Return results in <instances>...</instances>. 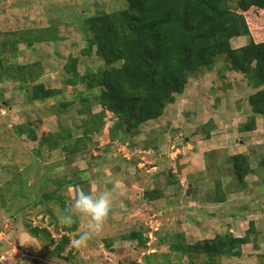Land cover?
<instances>
[{
  "label": "rangeland",
  "instance_id": "rangeland-1",
  "mask_svg": "<svg viewBox=\"0 0 264 264\" xmlns=\"http://www.w3.org/2000/svg\"><path fill=\"white\" fill-rule=\"evenodd\" d=\"M126 6V0H0V50L5 54L0 61L5 65L41 63L44 74L39 83L63 90L55 99L32 102L20 82L0 84V264H146V255L167 253V245L160 243L178 232L195 244L228 233L243 238L251 223L255 233L242 257L224 258L221 264H264V117H257L255 130L244 129L253 115L248 98L255 91L243 75L227 71L220 60L213 71L191 79L163 117L146 124L139 137L125 143L119 139L110 142L109 127L90 134L89 139L84 134L81 127L89 117L77 115L83 106L78 97L92 100L99 91L67 86L64 69L70 57L79 58L81 74L103 67L94 51L84 54L88 36L82 24L87 18ZM245 17L252 37L233 39V48L251 40L264 43V11L253 8ZM46 28H56L59 41L32 47L21 44L16 57L6 55L5 45L24 31L26 37L38 36ZM61 105H68L64 113ZM93 105V113L101 111ZM33 125L37 129L32 130ZM17 127H28L27 135L33 140L18 135ZM69 131L72 137L61 139L54 150L44 142L45 138L57 140L51 135L65 137ZM145 145L150 149L145 150ZM76 146L81 152L74 155ZM235 155L248 156L255 174L234 192L230 157ZM46 177H66L73 182L65 192L71 208L77 188L107 190L113 202L112 210L86 243L77 246V239L71 236L63 258L54 252L61 224L50 226V218L41 214L44 207L26 208L21 213L17 209L27 201L12 202L4 189V183H13L27 191V184L30 199H35L54 189L44 185ZM217 185L220 195L215 192ZM155 189L163 197L145 201V193ZM218 197L225 200L218 202ZM46 206L60 222L59 207ZM75 215L80 220L74 234L78 235L90 221L85 215ZM29 227L47 229L54 243L43 235L33 237ZM133 233L148 239L146 247L138 239L124 238ZM184 263L179 258L172 264Z\"/></svg>",
  "mask_w": 264,
  "mask_h": 264
},
{
  "label": "trees",
  "instance_id": "trees-1",
  "mask_svg": "<svg viewBox=\"0 0 264 264\" xmlns=\"http://www.w3.org/2000/svg\"><path fill=\"white\" fill-rule=\"evenodd\" d=\"M126 1L124 9L87 18L82 24L83 32L88 36L84 54L89 55L94 51L103 62V67L98 71L81 74L78 71L79 58L70 57L64 69L67 86H83L89 92L99 91L92 100L90 97H78L83 106L77 109V115L89 117L81 127L84 134H88V139L90 134L100 133L108 127L110 142L119 139L125 143L129 138L139 137L146 124L163 117L166 108L175 104L177 96L185 93L191 79L213 71L220 60L225 63L227 71L243 75L255 91L248 98L253 115L244 129H256L257 117H264V43L251 40L246 46L233 48L232 40L252 37L245 13L253 8L264 11V0ZM233 2H236L235 8L232 7ZM39 33L38 36L28 33L30 37H26L27 32L24 31L21 37L5 45L6 55L16 57L21 44L32 47L35 43L59 41L56 28L42 29ZM0 55H5L3 49ZM11 64L5 65L0 61V84L7 80L20 82L32 102H46L63 95L62 89L39 83L44 74L41 63ZM2 93L0 89V103L3 102ZM92 103L100 107L101 111L93 113ZM67 107L61 105L62 113ZM27 128L17 127L16 132L32 141L27 135ZM34 129L37 126L33 125ZM51 137L57 140L45 138L44 142L54 150L61 139H69L72 135L69 131L65 137ZM120 147L126 148V145ZM64 148L67 150V147ZM144 148L149 150L150 145ZM80 152L81 149L76 146L72 154ZM230 159L236 182L231 189L235 192L239 187L243 188L246 178L255 174V171L248 156L235 155ZM4 184L12 202L21 199L27 201L26 205L17 209L21 213L26 208L44 207L41 214L50 218V226L61 224L60 230H57L61 238L54 252L58 258H63L62 254L71 244V236L79 238L80 234H74L78 231L80 220L74 214L71 225L62 224L53 209L46 205L52 203L59 207V216L64 214L65 209H71L65 192L73 182L66 177H46L44 185L51 184L54 189L38 194L35 199H30L27 184V191L13 183ZM38 191H41V187ZM215 192L217 195L222 193L219 185ZM162 197L161 190L155 189L146 192L144 200L152 202ZM224 200L223 197L217 198L218 202ZM28 231L33 237L43 235L50 243H54L51 233L45 228L29 227ZM254 233V223H251V228L243 238L228 233L189 244L185 234L178 232L173 236L167 235L166 241L160 243L167 245V253L146 255L144 262L172 264L174 259L182 258L184 264H221L224 258H241L244 246L251 244ZM124 238L138 239L144 247L148 241L142 238L141 233H133Z\"/></svg>",
  "mask_w": 264,
  "mask_h": 264
},
{
  "label": "clouds",
  "instance_id": "clouds-1",
  "mask_svg": "<svg viewBox=\"0 0 264 264\" xmlns=\"http://www.w3.org/2000/svg\"><path fill=\"white\" fill-rule=\"evenodd\" d=\"M113 202L107 190L97 189L95 191H86L77 188L75 200L71 209H65L60 217V222L65 225H71L74 222V214L80 213L89 218L88 228L83 231L74 244L79 246L86 243L92 232L99 228L103 219L112 210Z\"/></svg>",
  "mask_w": 264,
  "mask_h": 264
}]
</instances>
